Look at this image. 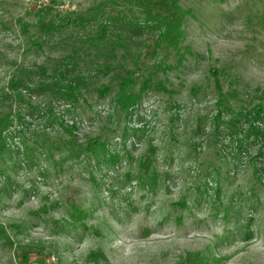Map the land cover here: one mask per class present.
<instances>
[{"label": "rangeland", "instance_id": "374dc122", "mask_svg": "<svg viewBox=\"0 0 264 264\" xmlns=\"http://www.w3.org/2000/svg\"><path fill=\"white\" fill-rule=\"evenodd\" d=\"M176 5L178 47L152 53L157 31L119 0H0V264H264V137L222 128L264 110V0ZM105 24L127 50L104 49ZM127 68L130 90L150 79L130 113L113 101ZM58 69L83 78L76 100L33 89Z\"/></svg>", "mask_w": 264, "mask_h": 264}, {"label": "trees", "instance_id": "16d2710c", "mask_svg": "<svg viewBox=\"0 0 264 264\" xmlns=\"http://www.w3.org/2000/svg\"><path fill=\"white\" fill-rule=\"evenodd\" d=\"M122 3V6L128 8L131 10V8H138L140 11L143 12L144 18H143V25L142 27H146L149 29L156 30V38L152 41L151 44V51L152 53H156L157 51H163L170 48L177 49L179 45V40L182 36V32L179 31L177 28H172V24L175 23V21L182 19L187 14V11L181 10L176 5V0H162L163 3L169 4V10H171L173 13L171 15H163L159 12H154L150 9V6L154 4L155 2H158L160 0H119ZM98 9V7L96 8ZM120 14V15H119ZM118 19L121 25H125L129 22V18L127 17L126 13L121 11L116 13V16H109V14H105V19L108 21L110 19ZM43 29L45 28V24H43ZM97 33V32H96ZM97 37L99 40L104 44V49H108V52L111 53L115 52V48L122 47L125 50H127L126 45V38L124 36V32L121 30L116 33H109L108 26L105 24L104 27L100 32L97 33ZM178 38V39H177ZM108 52L105 54V52L100 51L99 53L103 57L102 60V66L105 69V74L110 73V61L108 59ZM56 72V70H53L52 74ZM58 76L59 79H63L64 83L60 80H56L55 82H38L36 84V88H33L36 91H46L50 90L51 92L57 93L61 96H65L70 101H74L77 98V94L81 93V87H80V79L79 75H74L72 77L67 78L63 72H61L59 69ZM135 70L133 68L131 69H125L124 75L120 76V81L118 82V89L114 95V104L117 106L118 109L125 111L126 113H130L133 111L134 105H136L138 100V95L140 92L144 91L142 89H145L149 82V78H143L142 82L139 84L140 89L138 91L130 90V86L134 85L135 81L132 79V76L134 75ZM79 79V81H78ZM8 89H10L13 93L12 94H4L5 97H10V95L14 96V99L16 101L23 100V94L22 90H31L29 82L27 80H24L21 77H14L9 80L8 83ZM110 91V88L107 86L102 87L101 89L97 90L98 95H105ZM1 105V104H0ZM1 107V106H0ZM231 116L228 117L227 122L224 123L222 128L226 131L228 135L234 134L235 129H239L235 127V124L232 125L233 122L237 119H243L247 122V126H245L244 129L238 130L237 134L241 133L246 138H261L264 137V126H261L258 128V126H255L253 122H261V125H264V110H262V107L259 105L253 106L252 110L243 113L242 111L238 112H231ZM221 116H216V119H220ZM9 115H4L2 118H0V149L5 148L4 143V136L3 131H5L8 128V122ZM219 125H216V128H218ZM68 133H71L72 130L67 129ZM101 141L100 138H94L91 139L88 143H86L85 150L89 152H94L100 147ZM262 154V152H261ZM262 169L264 170V162H262Z\"/></svg>", "mask_w": 264, "mask_h": 264}]
</instances>
